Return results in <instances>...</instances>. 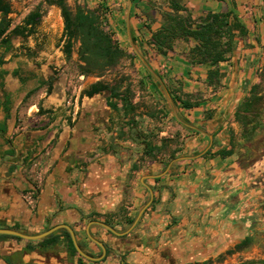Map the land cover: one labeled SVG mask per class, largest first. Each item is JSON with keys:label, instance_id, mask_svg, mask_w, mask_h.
<instances>
[{"label": "crops", "instance_id": "1", "mask_svg": "<svg viewBox=\"0 0 264 264\" xmlns=\"http://www.w3.org/2000/svg\"><path fill=\"white\" fill-rule=\"evenodd\" d=\"M132 1L131 27L147 60L176 95L199 102L183 109L182 115L213 134L212 151L230 147L231 132L239 128L234 114L250 81L246 76L250 58L245 53L260 51L264 43V0H179L193 18L225 12L235 2V11L248 27L232 58L220 63L224 72L220 86L208 83L206 66L189 62L193 40L177 38L166 55L158 52L152 35L162 26L163 12L171 10L170 0ZM110 4L121 7L122 0ZM36 9L15 22L11 12L10 47L0 38V228L38 234L68 225L87 253H102L93 237L106 245L107 255L92 261L77 250L73 253L63 232L67 229L60 228L55 236L39 240L0 238V264H177L178 247L180 253L190 249L191 260L207 259L218 239L251 226L245 219L247 210L259 211L264 200V155L243 166L235 155H206L210 148L202 156L174 164L166 175L149 176L167 165L136 178L139 161L128 154L135 145L143 161L156 168L164 161L159 155L157 160L143 155V137H135L134 124L128 122L131 114L113 110L108 94L100 107L106 92L83 96L82 107L71 109L64 105L65 93L56 91L68 83L67 74H50V69L68 62L61 40V8L51 4L47 12L41 11L34 33H10ZM197 133L186 135L185 150L192 151L207 137ZM145 176L152 180L147 184L154 202L134 230L118 236L91 223L109 221L124 231L127 219L135 218L149 193L142 182Z\"/></svg>", "mask_w": 264, "mask_h": 264}, {"label": "trees", "instance_id": "2", "mask_svg": "<svg viewBox=\"0 0 264 264\" xmlns=\"http://www.w3.org/2000/svg\"><path fill=\"white\" fill-rule=\"evenodd\" d=\"M48 4H55L61 8V14L64 19V31L61 40L66 59L71 60L75 52V45L79 41L77 48L78 70L83 75L100 76L107 69L115 67L123 57L126 51L120 45L119 41L113 35L106 31L102 23V12L108 11V6L104 3L99 8H90L88 5L78 4L75 8L71 7L67 0H47ZM237 4L233 2L231 7L225 12H209L205 16L193 18L189 9H187L179 0H170V11L163 12V23L161 28L154 32L152 40L157 46L159 53L167 54L171 50L173 43L177 38L193 40L195 45L188 53V60L192 65H203L207 67V80L210 85L220 86L224 72L220 68V63L232 58L241 41H245L248 35V27L242 21L235 11ZM0 38L2 43L10 47L8 30L11 27L12 6L8 0H0ZM42 18L40 9L29 13L23 23L16 25L11 31L15 35H29L35 32L37 25ZM6 34V35H5ZM7 36V37H6ZM245 45H249L245 43ZM136 58V55L134 54ZM151 84L159 91V88L147 73ZM43 82L41 84H45ZM170 90V89H169ZM108 91L107 104L113 110L124 109L125 113H134L136 103L133 102L134 91L130 86H122V81L112 84L98 80L89 85L82 91L81 96H93L98 93ZM160 92V91H159ZM173 98L180 109L198 106L199 102L185 100L180 94L177 95L170 90ZM264 114V92L262 82L254 83L249 94L245 96L235 111V120L243 124V136H252L259 127H263L260 118ZM134 120V119H132ZM130 119L131 122L132 121ZM143 137L144 156L151 160H157L160 153V146L153 142L152 133L141 132L137 134ZM167 140V139H165ZM230 149H219L212 151V148L206 153L211 156L227 157L234 153L233 133L231 132ZM177 155L171 154L173 159ZM242 163V161H241ZM167 164V163H165ZM157 181L159 180L156 179ZM133 218L127 219L128 227ZM107 223H110L107 221ZM125 228V227H124ZM67 236L69 247L73 253H77L67 230H63ZM53 233L51 236H55ZM9 235L0 234V238ZM50 236V237H51ZM250 237L245 238L238 243L234 249L227 251L232 253L243 249L250 244ZM198 264H213L212 259H208ZM247 264H264V260H250Z\"/></svg>", "mask_w": 264, "mask_h": 264}, {"label": "rangeland", "instance_id": "3", "mask_svg": "<svg viewBox=\"0 0 264 264\" xmlns=\"http://www.w3.org/2000/svg\"><path fill=\"white\" fill-rule=\"evenodd\" d=\"M12 6V20L15 22L23 13H26L30 9H40V11L47 12L49 5L47 0H8ZM69 5L73 8L76 5H88L90 8H99L101 3L108 6V11L102 12V25L104 29L110 32L115 37L123 49L126 51L125 57L113 68L107 69L100 76L97 75H83L78 70V54L77 48L80 44L78 41L75 45V53L71 60L67 63L61 64L56 68L50 69V74H54L56 77H61L67 74L68 83L65 88L58 87L56 91H62L65 93L64 105L71 109H79L82 107V99L80 98L82 89L85 87L84 84H89L91 81L102 80L109 83H116L122 81V86H130L134 91L133 101L136 103V111L130 113V118L134 119L133 122V134L136 137L141 132L152 133L153 142L160 146L159 159L164 161V165L160 168H156L151 161H143L136 149L138 146H134L133 152L128 154L137 158L139 161L136 164L138 168L134 176L136 178L141 174H147L151 172L162 171L165 167V163H168L171 158V154L178 156H186L202 151L208 145V138H201L200 143L192 150H185V137L188 134L198 135L191 129L184 127L179 123L173 116L170 106L162 94V92L155 89L151 84V79L147 76V71L143 67L141 61L138 59L133 48L131 47L126 31V9L127 2L122 0L121 7L109 5L113 0H67ZM118 11V12H117ZM132 13V11H131ZM133 37L136 44L138 45L141 52L142 47L139 45V40H136L134 32L132 30ZM58 35V34H56ZM55 35V42H58L59 38ZM57 44V45H58ZM136 55V58L134 57ZM248 60V69L246 70V76L249 78L247 85L246 95L249 94V90L254 83L262 82L264 92V43L258 52H247L245 53ZM254 58L251 60V58ZM49 74V75H50ZM81 75L84 78L80 77ZM153 80V78H152ZM154 81V80H153ZM109 94L108 91L101 97L100 107H104L105 95ZM245 95V96H246ZM245 98V97H244ZM242 99V101L244 100ZM242 101L240 103H242ZM239 103V104H240ZM181 112V111H180ZM147 115V116H144ZM150 115V116H149ZM105 117V116H103ZM234 121L239 125L238 130H232L233 142H234V153L237 159L243 166L251 165L255 160L264 155V126L259 127L257 131L250 137L243 136V124L237 120ZM260 121L264 125V114L260 118ZM164 132V133H163ZM139 136V135H138ZM137 136V137H138ZM200 137V136H199ZM167 139V140H165ZM230 147L226 149H230ZM143 181H146L150 185L151 181L146 180V176L143 177ZM137 181V180H136ZM138 182V181H137ZM145 191H148L147 189ZM149 198V193L146 194L145 202ZM260 210L257 212H249L247 210L245 219L251 226L241 227L236 232L235 236L218 239L219 242L214 245L213 251L207 259H189L187 258L190 249H187L184 253H180L177 248V264H198L205 260L212 259L213 264H247L250 260H264V200L260 204ZM233 230V229H231ZM135 242L137 235L134 236ZM250 237V244L240 250H236L232 253L227 251L232 250L235 246L245 238ZM185 246L181 245L180 248ZM184 249V248H183ZM180 253V257L178 254Z\"/></svg>", "mask_w": 264, "mask_h": 264}, {"label": "water", "instance_id": "4", "mask_svg": "<svg viewBox=\"0 0 264 264\" xmlns=\"http://www.w3.org/2000/svg\"><path fill=\"white\" fill-rule=\"evenodd\" d=\"M127 2V9H126V31H127V35H128V39H129V43L131 45V47L133 48L135 54L137 55L138 59L141 61L143 67L146 69V71L151 75V77L153 78L155 84L157 85V87L160 89V91L162 92V94L164 95V97L166 98L169 106H170V110L173 114V116L176 118V120L181 123L184 127L203 133L205 135H207L208 139H209V144L207 147H205V149H203L202 151H200L199 153L195 154V155H188V156H178L173 158L166 166V168L163 170V172L159 173V174H153V175H149L150 177H160L163 175H166L167 173H169L172 169V167L174 166V164L185 160V159H191V158H196L199 156L204 155L212 146L213 144V134L206 132L205 130L201 129L200 127H198L197 125H195L194 123L190 122L189 120H187L182 113L180 112V109L178 108L173 95L171 94L168 86L166 85V83L164 82L163 78L161 77V75L151 66V64L149 63V61L147 60L146 56L141 52V50L139 49L138 45L135 42V39L133 37V33H132V27H131V11H132V5H133V1L132 0H126ZM144 183V185L148 188L149 190V198L148 200L142 205V207L139 209L138 213L136 214L135 218L133 219L132 223L124 230V231H118L116 230L114 227H112L111 225L105 223V222H101V221H92L91 223H96L99 224L105 228H107L108 230H110L111 232L115 233L118 236H124L129 234L132 230L135 229V227L138 225L139 221L141 220V218L143 217L145 211L150 207V205L154 202V191L153 189L144 181H142ZM60 228H65L69 231L70 236L72 238L73 244L76 248V250L78 251V253L85 257L88 260H92V261H100L103 258H105V256L107 255V247L106 245L96 239L93 238L94 242L96 244H98L101 249H102V253L99 256H93L89 253H87L79 244V241L77 239L76 233L75 231L68 225H58L55 227H52L46 231H43L41 233L38 234H30L24 231H20V230H16V229H10V228H0V234H6V235H13V236H17V237H21L23 239L26 240H39V239H43L47 236H49L50 234L54 233L56 230L60 229Z\"/></svg>", "mask_w": 264, "mask_h": 264}, {"label": "flooded vegetation", "instance_id": "5", "mask_svg": "<svg viewBox=\"0 0 264 264\" xmlns=\"http://www.w3.org/2000/svg\"><path fill=\"white\" fill-rule=\"evenodd\" d=\"M82 91H83V90H82ZM81 94H82V92H81ZM82 97H83V96L80 95V98H81V99H82Z\"/></svg>", "mask_w": 264, "mask_h": 264}]
</instances>
